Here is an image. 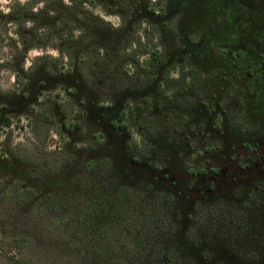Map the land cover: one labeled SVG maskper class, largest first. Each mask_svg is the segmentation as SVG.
Masks as SVG:
<instances>
[{
  "label": "rangeland",
  "instance_id": "1",
  "mask_svg": "<svg viewBox=\"0 0 264 264\" xmlns=\"http://www.w3.org/2000/svg\"><path fill=\"white\" fill-rule=\"evenodd\" d=\"M259 42L264 0L0 3V264H264Z\"/></svg>",
  "mask_w": 264,
  "mask_h": 264
},
{
  "label": "flooded vegetation",
  "instance_id": "2",
  "mask_svg": "<svg viewBox=\"0 0 264 264\" xmlns=\"http://www.w3.org/2000/svg\"><path fill=\"white\" fill-rule=\"evenodd\" d=\"M259 43L260 44L258 46H256V44H255V46L252 48V49H254L253 52L258 54V56L255 58V63H257V64H253L250 67L251 69H254V70L253 71L249 70L250 72H248L249 77H252V82H254L255 78H259V76L264 74V43H262V42H259ZM237 45H239V46H237ZM237 45L233 46L234 50L237 48L238 49L243 48V46H241V43H239ZM252 49H250V50H252ZM243 51H248V49L243 50ZM229 53L231 54L232 50H229ZM244 53H246V52H244ZM238 55H241V53L240 54L238 53ZM254 96H256V95L254 94L253 97ZM217 108H218V106H217ZM219 109L221 110V114L223 115V111H222V108L220 105H219ZM210 111L213 112L212 108H210ZM206 113H209V111L207 110ZM122 114L119 115L116 122H110L108 124V128H109V130H111V132L114 133L113 135L116 137H120L121 135H123L124 132H126L125 137L127 138L128 142L125 143V149H128V147L131 146L129 143L131 142L132 136L129 134L128 128L123 127L122 124L119 122L121 117H122ZM259 124L260 123L255 124V126H256L257 130L260 131V129L258 128V127H260ZM223 126H224V124H223ZM107 134L109 136L111 135L109 132ZM253 142H254V139H253ZM253 142H248V144H243L242 147L243 148L251 147V144ZM260 146H261V142H258V141L255 142V144L253 145V149H254L255 154L258 153ZM136 159L138 160L137 161L138 163L134 161ZM254 159H255L254 157L253 158L249 157V161L246 162L243 167L239 168V171H241L242 174H247L250 172V170L255 169V168H259V172H260V174H262V170H260L261 169L260 157L258 158V162H256V159L254 161ZM142 160H143V158H135L134 157L130 160V164L132 165V167H144L145 165H143ZM251 161H254L253 162L254 164L256 163L255 167H253L252 164L250 165ZM145 167H147V166H145ZM224 169L225 168L220 167V168L216 169V172H214L213 169H208V168H205L204 170H195L196 172L191 174V177L196 178V180H198V177H202V182H203L202 188H205V190L207 192H213V187H216L218 182H221V180L216 177L217 175H219V173H220V178H222V177L228 178L227 177L228 175L226 174L228 170L225 171ZM165 173L166 172H162V174H165ZM263 173H264V170H263ZM166 177H167V175L163 176L162 179H166ZM229 177L232 178L231 183H235L237 181L238 176L237 175H231ZM206 179L208 180V182L206 181ZM191 181H187L186 183L188 184L190 182L194 186L196 184V181H194V180H191Z\"/></svg>",
  "mask_w": 264,
  "mask_h": 264
},
{
  "label": "trees",
  "instance_id": "3",
  "mask_svg": "<svg viewBox=\"0 0 264 264\" xmlns=\"http://www.w3.org/2000/svg\"><path fill=\"white\" fill-rule=\"evenodd\" d=\"M113 39V38H112ZM120 41H122V40H119V42ZM118 42V44H123V42L122 43H119ZM111 44H113V41L111 40ZM113 46H114V44H113ZM115 49V47H113V50ZM156 61L157 62H161V58H159L158 56H157V58H156ZM133 116V113H130V117H132ZM127 118H128V115L126 114V113H123L122 114V117H121V119H120V123L122 124V126L123 127H127V124H126V120H127ZM5 126L6 127H10L11 126V120H10V118H6V121H5Z\"/></svg>",
  "mask_w": 264,
  "mask_h": 264
},
{
  "label": "clouds",
  "instance_id": "4",
  "mask_svg": "<svg viewBox=\"0 0 264 264\" xmlns=\"http://www.w3.org/2000/svg\"><path fill=\"white\" fill-rule=\"evenodd\" d=\"M8 0H0V3H6Z\"/></svg>",
  "mask_w": 264,
  "mask_h": 264
}]
</instances>
